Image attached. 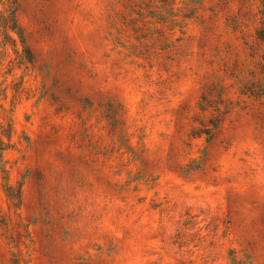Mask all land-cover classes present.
I'll return each instance as SVG.
<instances>
[{"label": "rangeland", "instance_id": "obj_1", "mask_svg": "<svg viewBox=\"0 0 264 264\" xmlns=\"http://www.w3.org/2000/svg\"><path fill=\"white\" fill-rule=\"evenodd\" d=\"M263 10L0 0V264H264V101L230 77Z\"/></svg>", "mask_w": 264, "mask_h": 264}, {"label": "trees", "instance_id": "obj_2", "mask_svg": "<svg viewBox=\"0 0 264 264\" xmlns=\"http://www.w3.org/2000/svg\"><path fill=\"white\" fill-rule=\"evenodd\" d=\"M261 14V25L262 27L257 30L255 35L256 42L254 45H249L248 48L251 50V57L253 60H256L254 64V71L251 72L250 78H239L233 74L230 75L232 78L237 79V84L240 85L239 93L242 96L248 98H253L255 101H264V10ZM22 40L25 50L28 52L29 48L25 44L23 37V31L19 26L16 19H14V24L12 27ZM224 88L217 83H214L207 87L206 89V112L209 109H212V118L209 121L210 125H213L214 128L217 127V123L221 121V117L227 113L223 110L222 106H225V109L229 108L230 102L223 100ZM264 103V102H263ZM7 138L8 141H5ZM10 131L3 126H0V172L5 175L4 180L7 181V169L5 167L4 153L8 150L11 143ZM7 191H13V187L6 185Z\"/></svg>", "mask_w": 264, "mask_h": 264}]
</instances>
